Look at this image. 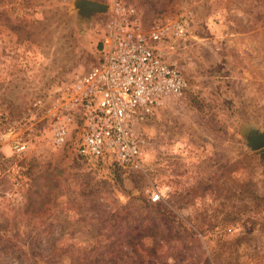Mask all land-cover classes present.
Instances as JSON below:
<instances>
[{
  "label": "rangeland",
  "instance_id": "obj_1",
  "mask_svg": "<svg viewBox=\"0 0 264 264\" xmlns=\"http://www.w3.org/2000/svg\"><path fill=\"white\" fill-rule=\"evenodd\" d=\"M76 1L0 0V264H264V0H117L189 81L136 171L82 157L79 123L53 144L46 111L97 64L116 0Z\"/></svg>",
  "mask_w": 264,
  "mask_h": 264
},
{
  "label": "built area",
  "instance_id": "obj_2",
  "mask_svg": "<svg viewBox=\"0 0 264 264\" xmlns=\"http://www.w3.org/2000/svg\"><path fill=\"white\" fill-rule=\"evenodd\" d=\"M186 21L175 25L177 35L186 34ZM163 31L145 32L137 9L115 1L109 10L100 57L95 66L76 75L62 90L47 116L52 118V141L65 146L76 123L77 151L86 159L111 155L119 167L144 168L148 147L145 127L165 101L181 98L189 81L180 67L156 49ZM35 106L44 107L43 99ZM17 143V152L25 149ZM153 202L160 200L155 193Z\"/></svg>",
  "mask_w": 264,
  "mask_h": 264
},
{
  "label": "water",
  "instance_id": "obj_3",
  "mask_svg": "<svg viewBox=\"0 0 264 264\" xmlns=\"http://www.w3.org/2000/svg\"><path fill=\"white\" fill-rule=\"evenodd\" d=\"M74 4L75 8L79 9L80 13L86 16L106 13L109 10L107 5L90 0H77ZM248 147H250L252 151L264 149V132L252 130L248 135Z\"/></svg>",
  "mask_w": 264,
  "mask_h": 264
},
{
  "label": "trees",
  "instance_id": "obj_4",
  "mask_svg": "<svg viewBox=\"0 0 264 264\" xmlns=\"http://www.w3.org/2000/svg\"><path fill=\"white\" fill-rule=\"evenodd\" d=\"M257 153H263L264 152V149H261L259 151H256ZM117 166V165H116Z\"/></svg>",
  "mask_w": 264,
  "mask_h": 264
}]
</instances>
